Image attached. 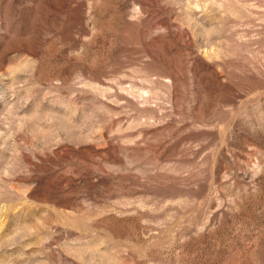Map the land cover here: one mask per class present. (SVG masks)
Listing matches in <instances>:
<instances>
[{
    "label": "rangeland",
    "instance_id": "1",
    "mask_svg": "<svg viewBox=\"0 0 264 264\" xmlns=\"http://www.w3.org/2000/svg\"><path fill=\"white\" fill-rule=\"evenodd\" d=\"M0 264H264V0H0Z\"/></svg>",
    "mask_w": 264,
    "mask_h": 264
}]
</instances>
